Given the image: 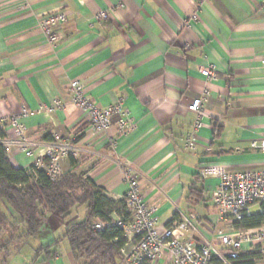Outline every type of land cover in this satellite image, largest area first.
Masks as SVG:
<instances>
[{"label":"crops","instance_id":"1","mask_svg":"<svg viewBox=\"0 0 264 264\" xmlns=\"http://www.w3.org/2000/svg\"><path fill=\"white\" fill-rule=\"evenodd\" d=\"M58 11L67 20L52 44L39 22ZM210 66L214 79L202 74ZM72 81L100 108L122 100L135 129L95 132L72 103ZM200 97L198 144L187 151L198 119L188 106ZM22 106L33 112L24 124L36 156L46 155L55 135L71 140L78 155L63 161L64 172L93 179L114 201H126L123 166L132 164L160 232L176 215L173 224L187 223L186 241L221 250L218 232L232 224L211 201L219 180L199 179L198 196L189 190L201 166L264 170V153L252 148L264 133V0H0V115ZM9 159L23 169L34 161L17 151ZM85 214L82 208L80 219ZM65 231L52 215L9 264H77Z\"/></svg>","mask_w":264,"mask_h":264},{"label":"built area","instance_id":"2","mask_svg":"<svg viewBox=\"0 0 264 264\" xmlns=\"http://www.w3.org/2000/svg\"><path fill=\"white\" fill-rule=\"evenodd\" d=\"M98 18L108 19V12H100ZM66 20V14L62 11L50 13L42 17L39 28L50 43L56 44L59 41L58 26ZM202 74L210 79L216 78L215 66L206 68ZM70 90L72 103L87 118L95 132L107 133L113 125L119 135H128L135 129L136 124L130 118L122 100L107 108H100L86 96L80 82L72 81ZM204 103V98L200 97L188 106V110L196 113L198 119L194 131L184 141V149L187 151H193L197 147V133L201 127ZM59 106L60 104L56 103L54 108ZM48 111L53 109L48 108ZM32 113L26 106H22L18 114L10 117L0 115V128L5 133L4 137H0V143L9 157L17 151L27 158H32L34 161L31 166L45 171L54 181L64 174L63 161L78 155V147L71 140L55 135L46 155L36 156L34 144L28 138L24 124V119ZM114 117L117 118L115 124ZM252 148L264 153V133L259 140L252 142ZM123 174L128 185L126 202L130 213L129 220L114 217L107 222L95 221L91 227L97 232L115 227L123 231L125 245L120 254L126 264H142L144 261L157 264L166 256L170 257L168 264H232V261L238 259L246 250L249 254L257 253L264 258V223L253 229L236 228L234 225L254 215L252 208L263 203L264 170L230 173L224 167L214 165L201 166L198 169L199 179L219 180L216 189L211 193V201L221 218L232 224L229 232H218L221 250L211 244L197 246L186 241V222L173 224L160 232L156 210L148 204L141 192L138 172L132 164L125 163Z\"/></svg>","mask_w":264,"mask_h":264},{"label":"trees","instance_id":"3","mask_svg":"<svg viewBox=\"0 0 264 264\" xmlns=\"http://www.w3.org/2000/svg\"><path fill=\"white\" fill-rule=\"evenodd\" d=\"M5 133L0 128V137ZM199 178L190 188L191 196H198ZM84 208L85 218L80 219ZM262 212L234 224L236 228L253 229L264 223V201ZM60 217L66 223L65 237L77 264H116L122 260L120 251L125 245L123 231L111 228L102 232L92 230L95 221L107 222L114 217L128 221L130 213L127 202L114 201L91 178H82L71 172H64L54 181L45 171L35 166L15 168L8 153L0 143V251L9 250L6 234L13 233L10 241H25L38 238L51 216ZM177 217L168 224L171 226ZM7 243V245H6ZM12 243V242H11ZM261 255L241 254L232 264H255ZM142 264H152L144 261Z\"/></svg>","mask_w":264,"mask_h":264},{"label":"rangeland","instance_id":"4","mask_svg":"<svg viewBox=\"0 0 264 264\" xmlns=\"http://www.w3.org/2000/svg\"><path fill=\"white\" fill-rule=\"evenodd\" d=\"M48 228V227H47ZM14 236V232L6 234L4 237V241L2 242V245H4L5 242H9V250L7 249H1L0 251V264H9L10 263V256L15 255L16 252L22 248V244H24L22 241L17 242L16 241H10V238ZM12 242V243H11ZM7 245V243H6ZM126 264V263H125Z\"/></svg>","mask_w":264,"mask_h":264}]
</instances>
